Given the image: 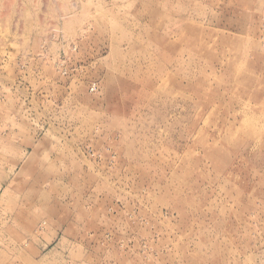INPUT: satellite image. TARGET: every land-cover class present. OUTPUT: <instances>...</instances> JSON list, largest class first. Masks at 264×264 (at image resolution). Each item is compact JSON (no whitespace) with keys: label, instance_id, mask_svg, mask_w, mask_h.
Wrapping results in <instances>:
<instances>
[{"label":"rangeland","instance_id":"1","mask_svg":"<svg viewBox=\"0 0 264 264\" xmlns=\"http://www.w3.org/2000/svg\"><path fill=\"white\" fill-rule=\"evenodd\" d=\"M0 264H264V0H0Z\"/></svg>","mask_w":264,"mask_h":264},{"label":"bare ground","instance_id":"2","mask_svg":"<svg viewBox=\"0 0 264 264\" xmlns=\"http://www.w3.org/2000/svg\"><path fill=\"white\" fill-rule=\"evenodd\" d=\"M11 168H12V166H11ZM10 170V169H9ZM7 181V180H6ZM9 181V180H8ZM7 184V183H6ZM9 186V185H8ZM11 188V187H10Z\"/></svg>","mask_w":264,"mask_h":264}]
</instances>
